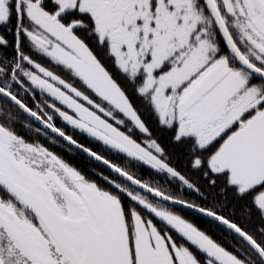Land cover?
Instances as JSON below:
<instances>
[{
    "label": "snow or ice",
    "instance_id": "obj_1",
    "mask_svg": "<svg viewBox=\"0 0 264 264\" xmlns=\"http://www.w3.org/2000/svg\"><path fill=\"white\" fill-rule=\"evenodd\" d=\"M0 264H264V0H0Z\"/></svg>",
    "mask_w": 264,
    "mask_h": 264
}]
</instances>
